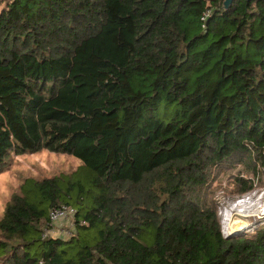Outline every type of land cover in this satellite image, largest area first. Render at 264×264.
<instances>
[{"label":"trees","instance_id":"trees-1","mask_svg":"<svg viewBox=\"0 0 264 264\" xmlns=\"http://www.w3.org/2000/svg\"><path fill=\"white\" fill-rule=\"evenodd\" d=\"M42 150L80 164L22 181L0 264H264L210 188L264 170V0H0V173Z\"/></svg>","mask_w":264,"mask_h":264},{"label":"rangeland","instance_id":"rangeland-1","mask_svg":"<svg viewBox=\"0 0 264 264\" xmlns=\"http://www.w3.org/2000/svg\"><path fill=\"white\" fill-rule=\"evenodd\" d=\"M79 164L80 162L72 156L55 154L46 150L34 154L13 156L8 168L0 173V218L3 215L7 201L25 178L41 179L59 175L63 172H72ZM248 177L254 179L255 189L243 195L232 192L234 186L231 183V178L227 176L219 178V186L215 181L210 187L213 189L214 199L218 207L217 215L220 221V228L224 236H232L235 233L240 234L244 232L252 233L256 227L264 223V214L255 213L256 216L245 219L247 222L246 227L229 232L231 221L235 218L234 214L229 212L228 209L231 203L248 197L252 199V203L256 202L261 205L264 200V170L257 177H253V175H248ZM73 228V218L69 216L54 225H49V229L45 233L47 235L68 238L73 233Z\"/></svg>","mask_w":264,"mask_h":264},{"label":"bare ground","instance_id":"bare-ground-1","mask_svg":"<svg viewBox=\"0 0 264 264\" xmlns=\"http://www.w3.org/2000/svg\"><path fill=\"white\" fill-rule=\"evenodd\" d=\"M260 203L253 202L252 199L245 197L239 199L229 205V212L234 214L235 218L231 221L230 231L241 230L247 226L245 219L256 216L255 213L260 215L264 214V200ZM231 220V219H230ZM236 234V233H235Z\"/></svg>","mask_w":264,"mask_h":264},{"label":"built area","instance_id":"built-area-1","mask_svg":"<svg viewBox=\"0 0 264 264\" xmlns=\"http://www.w3.org/2000/svg\"><path fill=\"white\" fill-rule=\"evenodd\" d=\"M208 15H209V11L205 12L201 18L202 21H204ZM74 213H75V210L71 206H68L65 204L54 206L50 208L48 212L49 224L54 225L55 223L61 220H64L69 216H73ZM44 235H46V233Z\"/></svg>","mask_w":264,"mask_h":264},{"label":"water","instance_id":"water-1","mask_svg":"<svg viewBox=\"0 0 264 264\" xmlns=\"http://www.w3.org/2000/svg\"><path fill=\"white\" fill-rule=\"evenodd\" d=\"M230 2H231V0H225V3H227V4L230 3Z\"/></svg>","mask_w":264,"mask_h":264}]
</instances>
